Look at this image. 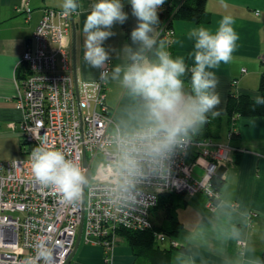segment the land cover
Returning a JSON list of instances; mask_svg holds the SVG:
<instances>
[{
	"label": "built area",
	"instance_id": "obj_1",
	"mask_svg": "<svg viewBox=\"0 0 264 264\" xmlns=\"http://www.w3.org/2000/svg\"><path fill=\"white\" fill-rule=\"evenodd\" d=\"M185 1L176 0L179 5ZM25 5L30 12L27 1ZM164 9L163 4L158 12ZM77 13L64 16L62 8H44L20 62L16 106L23 114L20 129L25 155L0 160V264H27L29 260L32 264H66L81 225L87 243L110 250L120 228L147 225L150 210L163 192H205L214 209L219 194L213 180L236 150L229 142L194 135L186 150L176 149L167 161L166 182L146 167L145 175L136 178L126 192L117 144L137 130L124 131L114 122L107 102L108 81L100 78V72L93 81L83 83L70 72L69 45ZM166 27L163 37L170 44L175 31ZM41 143L76 160L85 174L99 153L105 157L102 172L95 176L92 170L78 203H63L32 180L28 158ZM85 156L89 167L84 164ZM196 165L205 169L200 179L194 177Z\"/></svg>",
	"mask_w": 264,
	"mask_h": 264
},
{
	"label": "crops",
	"instance_id": "obj_2",
	"mask_svg": "<svg viewBox=\"0 0 264 264\" xmlns=\"http://www.w3.org/2000/svg\"><path fill=\"white\" fill-rule=\"evenodd\" d=\"M79 2L87 10L92 0ZM62 3L63 0H0V160H13L25 155L21 148L20 129L23 114L16 106L18 76L22 73L20 62L44 8H62ZM123 3L125 6L129 2L123 0ZM206 8L212 17L209 23L187 21L174 17V13L161 20L158 14L157 27L160 39L166 42L173 57L187 58L194 44L188 38L190 31L200 26L215 31L224 15L234 18L233 27L239 39L232 59L214 69L219 79L217 92L221 103L217 108L220 114L213 117L209 113L208 120H217L209 129L213 136L229 142L236 150L231 152L229 161L219 168L220 172L214 178L222 181L214 209L210 207V198L205 192L181 194L177 215L182 227L174 238L165 239L168 240L166 247H175L170 264H253L256 258L262 260L264 251V117H240L234 124L228 118L227 102L232 93L260 96L259 82L264 72V0H206ZM85 18V14L78 11L74 19L75 36L72 28L69 45L70 72L80 83L93 81L99 74V70L90 68L83 58ZM170 22L175 34L168 44L163 35L166 37V26ZM113 31L115 35L104 42L111 52L112 64L118 62L116 53L126 42L129 43L122 24L114 25ZM187 62L191 64L192 60ZM243 68L247 72H242ZM120 92L116 112L108 103L114 122L124 131L138 130L142 120L134 122L130 116L141 117L136 102L123 89ZM224 128L225 133L222 134ZM196 167H201L202 176L204 167L196 165L194 177ZM136 260L130 243L124 237L110 250L81 238L68 264H134Z\"/></svg>",
	"mask_w": 264,
	"mask_h": 264
},
{
	"label": "clouds",
	"instance_id": "obj_3",
	"mask_svg": "<svg viewBox=\"0 0 264 264\" xmlns=\"http://www.w3.org/2000/svg\"><path fill=\"white\" fill-rule=\"evenodd\" d=\"M128 2L137 24L130 33L131 43L121 47L116 53L118 62L111 66V52L104 42L115 35L114 25L128 19L123 0H92L87 10L79 0H63L61 6L64 16L78 11L85 14V62L99 70L102 80L117 83L136 102L142 117L141 127L132 137L118 139V167L126 192L136 178L145 175L146 167L166 182L167 161L175 150H186L192 137L207 123L209 113L213 117L220 114L219 79L214 69L232 59L239 39L234 18L224 15L215 31L200 26L188 33L194 44L187 58L173 57L157 27L158 9L165 0ZM253 101L264 105L262 96ZM28 164L32 180L61 202L80 201L88 178L76 160L41 143L31 150ZM253 264H264V260L256 258Z\"/></svg>",
	"mask_w": 264,
	"mask_h": 264
},
{
	"label": "trees",
	"instance_id": "obj_4",
	"mask_svg": "<svg viewBox=\"0 0 264 264\" xmlns=\"http://www.w3.org/2000/svg\"><path fill=\"white\" fill-rule=\"evenodd\" d=\"M165 9L158 12L161 20L174 13L178 17L196 23H209L212 19L211 13L206 8V0H186L183 4H178L176 0H165ZM178 7V8H177ZM177 8V9H176ZM124 11L128 13V19L122 24L129 43L131 30L136 26L137 20L131 13V5L127 3ZM168 18V17H167ZM172 24H168L170 29ZM260 96L264 97V72L261 74L259 82ZM254 96L248 93H232L228 97L227 114L234 124L240 117H264V105H256L253 101ZM215 119H209L197 137L215 136L209 131ZM220 121V119H219ZM215 124V123H214ZM234 132H232V135ZM222 181L213 180V186L220 195ZM186 192H163L159 194L158 203L150 210L147 225L141 228H120L118 235L124 237L130 243L137 258L134 264H170L172 251L175 247L161 245L167 238H174L182 223L177 215L178 199L181 194ZM121 232V233H120ZM118 235L116 243L118 242ZM264 260V251L262 253Z\"/></svg>",
	"mask_w": 264,
	"mask_h": 264
},
{
	"label": "rangeland",
	"instance_id": "obj_5",
	"mask_svg": "<svg viewBox=\"0 0 264 264\" xmlns=\"http://www.w3.org/2000/svg\"><path fill=\"white\" fill-rule=\"evenodd\" d=\"M108 87H107L108 103L111 106L113 112H116V110L118 108V103H119V100L121 97V92H120L121 89H120L119 85L116 83L110 84L108 82ZM130 116H131V119L134 120V122H140L142 120V119H140L141 117H139L138 115H130ZM224 133H225V128L222 129V134H224ZM88 158H89V160L92 159V155L90 153L88 154ZM104 163H105V157L103 156L102 153H99L97 155V157L94 159V161L91 163V167H92V170H93L95 176L102 172V168L104 167ZM195 172H196L195 177L199 178L203 171H202L201 167H196ZM118 238L120 239V235H118ZM119 239H118V241H119ZM121 239H122V237H121ZM160 244L163 246H167L168 240L161 242Z\"/></svg>",
	"mask_w": 264,
	"mask_h": 264
},
{
	"label": "water",
	"instance_id": "obj_6",
	"mask_svg": "<svg viewBox=\"0 0 264 264\" xmlns=\"http://www.w3.org/2000/svg\"><path fill=\"white\" fill-rule=\"evenodd\" d=\"M75 32H76V25H75V20H73V35H74V36H75ZM75 78H76V76H75ZM76 80H77V78H76ZM84 164H85L87 167H89V164H88V161H87L86 156H85V158H84ZM219 172H220V170L217 172V174H218ZM86 176H87L88 180H87V183H86V185H85V187H84V191H85L86 186H87V184H88V182H89V180L91 179V176H92V170H91L90 168H88V171H87ZM81 238H82V225H81L80 230H79V233H78V237H77V241H76V244H75L74 250H73L72 254L70 255V257H69L68 261L66 262V264H68L69 261H70V260L72 259V257L74 256V254H75V252H76V250H77V248H78V245H79V243H80V241H81Z\"/></svg>",
	"mask_w": 264,
	"mask_h": 264
},
{
	"label": "bare ground",
	"instance_id": "obj_7",
	"mask_svg": "<svg viewBox=\"0 0 264 264\" xmlns=\"http://www.w3.org/2000/svg\"><path fill=\"white\" fill-rule=\"evenodd\" d=\"M18 78H20V77L18 76Z\"/></svg>",
	"mask_w": 264,
	"mask_h": 264
}]
</instances>
